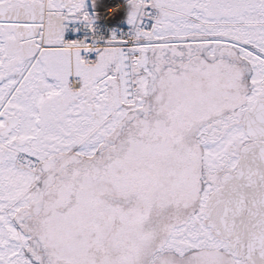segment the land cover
<instances>
[{
    "label": "snow or ice",
    "instance_id": "6c2138e0",
    "mask_svg": "<svg viewBox=\"0 0 264 264\" xmlns=\"http://www.w3.org/2000/svg\"><path fill=\"white\" fill-rule=\"evenodd\" d=\"M125 4L0 0V264H264V0Z\"/></svg>",
    "mask_w": 264,
    "mask_h": 264
},
{
    "label": "bare ground",
    "instance_id": "6f19581e",
    "mask_svg": "<svg viewBox=\"0 0 264 264\" xmlns=\"http://www.w3.org/2000/svg\"><path fill=\"white\" fill-rule=\"evenodd\" d=\"M103 4H106L111 8V13H115V16L109 13L107 17L101 14V20L104 23H115L124 17L126 6L125 0H103Z\"/></svg>",
    "mask_w": 264,
    "mask_h": 264
}]
</instances>
